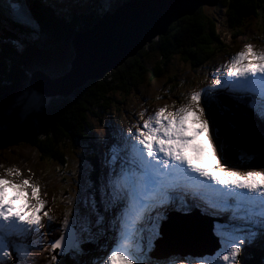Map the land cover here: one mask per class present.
Instances as JSON below:
<instances>
[{
  "label": "rangeland",
  "instance_id": "rangeland-1",
  "mask_svg": "<svg viewBox=\"0 0 264 264\" xmlns=\"http://www.w3.org/2000/svg\"><path fill=\"white\" fill-rule=\"evenodd\" d=\"M226 0H165V2L162 4L164 6L163 8L173 7V4H178L180 2V5L182 6L184 4L185 8H172L173 13L169 16V21L171 24L165 27H161L163 25H160L159 23H155V25H150L149 23H143L142 26L136 24V28L138 31L134 29H129L127 31H123V26H119V29H115L112 32H110L109 40L111 41V48H113L110 52L106 49V53L104 52V48L102 45H100L99 48L103 50L104 53H102L101 59H105L106 65L110 66V68L115 69V80H120L124 76V67L130 66V62L133 60L131 57H138L140 52L148 51L150 49L152 39L150 38L151 34H156L155 31H160L162 28L169 29L170 27H174L177 23V21L180 20L183 17L190 16L195 14L196 12L202 14L203 16H207L212 19V22L208 24V27L213 25L215 28V36L218 38V41L222 43L220 44H214V48L212 50V53L206 56V61L202 62V67H192L189 65V63H186L182 61L177 55L172 57L170 59V63L165 67L164 73H162L156 81H151L149 83H142L141 86L136 87L134 84V87H131L127 93H115L112 98L114 100L112 101L111 105H107L105 109L102 112H99L97 115L98 117L103 114H109L112 115L113 113H118L123 116V119L120 121L123 123L122 131L120 132L121 135L118 137L125 138L128 135L126 131L127 125H132V130L135 132L137 127L142 126L143 120L147 119L150 115H153L155 111H157L161 107H167V111H175L176 108H179L181 105L188 102L190 99L191 93L194 91H201L202 92V99L200 102V107L204 110V114L202 119L206 120L209 124V133L213 145L216 148V155L217 158L220 160V163L223 164L226 168L238 171V172H247V171H264V152H258V155H260V159L255 161L254 158H252V154L249 153L250 150H248V146L251 143V148L255 147L257 143H260L263 147V142L260 140L259 134L255 135L254 139L252 138L253 134H256V130H260V126L257 123L254 122H241L240 120H237V115H244L246 111L242 109L241 112L237 113L236 115V121L232 122L230 118L226 116V110L224 112L221 111V108L219 106V99L215 100L214 95H209L210 89L213 88V81L216 79L223 78L221 85L226 84L224 81L225 78L230 80L231 78L227 77V69L225 65H227L231 57L235 55L238 51L244 50L246 45H251L254 50H264V14L259 13L257 18H254V16H250L248 19H244L243 23L235 30V32H231L230 27L227 22V7L225 3ZM237 1V0H236ZM254 0H242L243 5H251ZM124 2V0H123ZM101 0H68L65 2L62 10L63 13L59 14V16L63 17L67 21H71V24L77 23V26L74 28V30H67V33L69 34V38L65 39L66 42L65 46L67 49V55L61 56L60 59H57L56 64H58V72L52 71V69L49 70V64H51L48 60L43 58V61H35L39 64H41V67H46L47 73L52 76L54 73L57 76H52L56 81L54 84L51 81H48L47 85H52L55 88L61 87L63 85H66L68 89H73L77 85H84L87 81L91 80L90 78H93L94 80H98L103 78L102 75L105 69H102L100 72L95 73V70L93 71L94 67L93 64H95V60L98 58V56L93 54V49L98 47V42L95 40H90L86 36L90 34L91 30L93 28L88 27L86 29L84 25L80 22V19L75 15H80L82 17L83 14L89 12L88 10L95 11V19H97V22H100L102 19L106 17V15H109L110 13H105L101 15L100 11L101 8ZM162 3L161 0H154L153 5H157ZM38 5H41V3H38ZM152 5V6H153ZM0 8L3 10H6V8L1 4L0 0ZM142 8H148L143 5H138L135 9H142ZM190 9L188 13L189 15H183L181 14L184 10ZM194 8L193 11H191ZM170 10V8H168ZM229 9V8H228ZM250 9V8H249ZM39 10V8H37ZM163 13H167L166 10H162ZM179 14V15H176ZM199 14V16H200ZM165 15V14H164ZM182 15V16H180ZM13 17L17 20V15H13ZM75 17V19H74ZM191 17V16H190ZM197 18V17H195ZM74 19V20H73ZM79 19V20H78ZM77 20V21H76ZM44 20V22H46ZM74 22V23H73ZM43 23V21L41 22ZM95 23V24H96ZM166 23V20L162 22V24ZM0 24L3 25L2 28L8 27L11 25V22L5 18V13L1 11L0 13ZM94 24V25H95ZM27 32L34 31L36 36L39 39L41 38L40 29L35 27L34 23L27 22V27L25 28ZM165 30V31H166ZM81 31V32H80ZM174 30L170 33L171 35L175 34ZM242 33V34H241ZM241 34V36L239 35ZM153 37V36H152ZM151 37V38H152ZM155 38H159L158 35H155ZM179 41L182 42L183 38L178 37ZM57 40H62L58 38ZM133 40L131 43H125L126 41ZM150 40V41H149ZM124 43V44H123ZM89 44L90 46H88ZM125 48H129L130 51L123 53H117V51L124 50ZM181 48H184L182 45ZM115 49V50H114ZM3 49L0 48V55L2 54H9L8 51H2ZM66 50V49H65ZM66 52V51H65ZM197 52V51H196ZM108 53V54H107ZM91 55V56H90ZM50 56V54H49ZM94 57L96 59H94ZM30 59V58H28ZM100 59V58H99ZM0 61L2 62L0 64V68H6L7 71L5 74L7 75H15L18 80H20V75L14 71H9L8 69L12 67L10 65L9 60L2 57L0 58ZM159 63V55L154 54L151 56L150 60L147 61L146 67L152 68L153 66H156V64ZM3 64L9 65V66H2ZM54 65V64H53ZM18 70L21 71L24 70L25 67L22 68L21 65H19L18 62ZM218 70L217 72L215 70ZM110 71V70H109ZM28 76H30L29 69L26 70ZM39 74L38 72H35ZM98 75H102L100 77H96ZM34 76V75H33ZM39 76V75H37ZM46 77V76H43ZM60 77V78H58ZM83 80V81H82ZM21 82H17L23 89V86H28V91L20 90L21 97L16 101L18 102L17 107L20 108V112L23 115H26L27 113L31 112L32 110H37L40 106L49 101V96L51 98H57L59 96H67L61 93H58L55 97L53 93H48V96L43 91H40L41 87L34 88V86L27 84L26 82L20 80ZM0 81V86H1ZM39 85L38 83H36ZM220 85V86H221ZM10 89L12 88L11 85ZM171 88V91L168 89ZM50 92V90L48 89ZM10 92V91H9ZM69 94V93H68ZM120 96H123L121 98ZM219 97H222L221 94H218ZM204 102L206 105H204ZM45 103V104H46ZM44 104V105H45ZM9 107V106H8ZM7 107V108H8ZM230 109V108H228ZM231 110V109H230ZM94 108V112H95ZM211 111V112H210ZM221 112V120L218 121L216 118L217 115H220L218 112ZM141 113H143V116H141ZM13 116L11 114H8L7 117H5L6 120L12 121L11 125H13V130L15 127L19 128L22 125V116ZM215 115V117H214ZM74 114H70V119L73 120ZM25 117V116H24ZM105 117V116H104ZM82 119V117H80ZM78 118V119H80ZM95 117H93L92 114H87L83 116L82 120H89L91 121L89 123L90 129H92V136H96L99 132L103 130V133L105 135V138L107 139L106 145L107 149L103 153H112V151L117 150L114 148L116 146V143H113L112 141H109L110 135L108 134V131L106 129L105 123L107 122L105 119H103V122L100 120L99 122H92V120ZM2 119H4L2 117ZM215 120L218 122H215ZM102 122V123H101ZM243 123V124H242ZM2 124V122H0ZM10 124V121L7 123ZM10 126V125H9ZM189 127L191 128H199V123H193L192 118L189 117ZM239 127V128H238ZM4 129H0V140H2V144L0 145V176L8 172L9 170H12V167H9L8 165H16L17 167H20L16 172L15 175H10V177H13L15 179L26 177L27 171H29V174L36 175L40 186L42 187V190H39V194L41 196V200L44 202V206L47 208H42L40 213L38 215L41 217L42 223L44 224L43 228H37L35 231H32L30 234L26 235L25 237H18L14 238L10 242V247L12 248V252L9 251L10 255L8 258H6V264H16V261H18V257L20 254V251L24 248V244L27 243V248L25 249V253H32L33 257L32 260L29 261L28 264H66L67 261H69L70 256L72 254L75 255V257H82V254H85L84 252L79 253L75 250L69 249L65 247V253L61 255L59 249L52 250L50 248V243L53 242L55 239H58L60 236L61 231H65V229L61 228V225L64 221L65 217V210L71 209L73 210V214H70L68 216L69 225H72V228H75V231L78 234V238L80 237V230L77 228H82L86 233L87 236L94 235L95 229H98V212L96 208L92 207L87 199V190L91 192V187L88 186V183L85 185V182H89L90 178H92V181L94 178L97 180L102 181L101 178H105L104 171L106 168L110 169L109 167H113V173L119 174L121 172V169H131L133 166L131 164L125 165L124 162H122V158L120 155H116L114 159H108L104 158V161L108 162L107 167L103 169H99L97 165V159L91 154L90 148L86 145H78L79 143L72 142L69 138H67L64 135V131H60V134H55L56 140L55 143L57 147H55L50 140H45L39 143L37 147H30L29 145H26L28 143L27 141H18L9 143L10 146L5 144L4 140ZM189 136H192L193 133L189 131L187 133ZM221 134V136L224 138L225 141L233 142L237 145H243V150L241 151L240 155L242 157V161L240 160L239 156L237 159L229 158L225 151H223L222 145L220 144V141L218 139V136ZM57 135V136H56ZM225 136V137H224ZM37 138V135L35 136ZM42 138V137H41ZM247 140V145L244 144L243 140ZM130 141V139H127ZM232 140V141H230ZM122 141V139H121ZM204 141V134L199 133L195 137L194 143L200 144ZM25 143V144H23ZM33 146L35 144L31 143ZM132 146V142L130 143ZM42 146V147H41ZM60 147V148H59ZM110 148V150H109ZM264 148V147H263ZM60 149V150H58ZM123 149H125L126 154H131L132 149L126 145H123ZM4 161H10V164H6ZM59 164V165H58ZM9 167V168H7ZM88 172V177H87ZM107 177L111 178L112 174L106 175ZM198 174H193L191 178H198ZM194 179H192V183L188 185H182L184 188V192L187 193L189 190L193 192V198H190L189 200L183 199V196L180 192V189L177 190L175 188H170L168 195L170 197V200L172 204H189L190 202H193L196 199H206L207 197L202 192L198 190H203L205 192L204 194L208 195L209 197L214 199H219L220 197L224 196L221 192V187H219L216 184H213L212 182H205L204 185H195V182H193ZM112 179H110V182ZM103 182V181H102ZM177 184H182V182H177ZM176 187V186H174ZM206 187L210 188L212 187L214 190L210 191ZM172 189H175L174 192H172ZM220 189V191H219ZM111 190V189H110ZM60 193H57V192ZM4 198L8 196V191H4ZM105 195H108V192L105 194L101 192L100 199L102 201V205L104 204L103 197ZM64 196L65 198H62ZM44 198V199H43ZM59 198H61L63 201L60 202ZM50 199V203H46V201ZM34 200V199H33ZM180 200V201H179ZM225 200H227V203H225ZM34 204L36 201L33 202ZM53 203V204H51ZM213 207V209H217L218 211L226 210L227 208L232 210L236 206L235 202H230L229 197H225L224 199L221 198L219 201H213L211 203H206ZM232 204V205H231ZM61 205V206H60ZM60 206V207H59ZM83 206L84 210H81V207ZM209 210V212L205 210L199 209L200 215H191L188 213H182L184 211L179 212V215L172 217L173 214H167V218L171 217L173 220H169V222L174 221L175 223L180 219L184 221L187 224H193L195 228L197 227H203V221H206V223L209 226H217L220 225L219 231L223 232L226 227L229 229L231 226L234 225V227L238 228L239 234L241 236H248V231L253 228L249 222L247 221H239L233 222V225H228L226 227L221 226L222 219L229 220L225 217H221L222 212H219L218 214H215L212 210ZM179 210V209H175ZM81 211V213L79 212ZM188 211V210H186ZM47 212L48 216H45L44 213ZM161 212V211H160ZM88 213L94 214V220L93 222L88 221ZM156 213V210L153 208L151 209V214L153 217V220H155V216L153 215ZM210 214L212 216H215V218L218 221H215L213 218H206L203 216V214ZM176 213H174L175 215ZM206 215L209 217V215ZM83 215V217L81 216ZM163 215V214H162ZM51 217V220H49L48 217ZM116 223L114 224V232L116 234L117 230L121 227V218L119 219L117 216H115ZM164 217V215H163ZM193 219H197L198 223H194ZM202 220V221H201ZM87 221L91 224L92 231H89L86 227ZM162 222V219L159 221ZM113 225V224H111ZM110 225V226H111ZM176 225V224H175ZM173 225V227L175 226ZM67 226V227H68ZM109 226V227H110ZM214 226V227H215ZM108 227V229H109ZM251 227V228H250ZM256 227H259L256 225ZM145 228L148 229V223H145ZM194 227L192 229H195ZM170 225H166L163 227V229H158V232H163L161 236L157 239L158 242L161 243L162 247L165 249L167 246H172V249L170 253L168 252H162V256L160 259L151 257L150 253H152V247H150L148 250L144 248L143 255L147 258H145L142 261V264H206L208 262L217 264L216 257L217 253L220 252L217 250L213 254V247L211 242L215 245V242L212 241L208 234L207 236L205 233L200 234L198 237V245L194 248H191L190 251H187V247H182V242L184 241V236L182 233L185 231L184 228H179L177 230V234L179 238L173 237V243L169 244L168 237L164 236L162 239V236L169 232ZM110 233V229L108 230ZM148 233L150 234V230H148ZM213 238H216L217 231H213ZM199 234V232H198ZM116 237V235H115ZM115 237L113 239H115ZM219 239V236L217 237ZM260 241V238H258ZM37 240L41 241V246L39 247L45 254L40 255L37 250L38 245L34 244L37 242ZM94 240V239H93ZM156 240V241H157ZM220 240V239H219ZM14 241H20L22 243L21 249H15L13 246ZM258 240H255V242L251 243L253 245H256V243H259V248L262 250V254H264V242H259ZM34 242V243H32ZM114 241L112 239H108L107 244L111 245ZM220 244V241H219ZM82 245V244H81ZM80 245V246H81ZM248 245V244H247ZM86 247L85 245H83ZM106 247V246H105ZM161 247V248H162ZM217 247V246H216ZM87 248V247H86ZM100 244H95L90 247L89 249V257L88 260H83V264H94V262L100 260V258L105 257L107 254H102L101 252L96 253V249H101ZM221 248V244L219 246ZM184 249V250H182ZM106 251V250H105ZM107 253V251H106ZM160 254V251L158 252ZM222 253V252H221ZM220 253V255H221ZM81 254V255H80ZM192 254V256H191ZM223 254V253H222ZM57 256V261L52 260V256ZM73 255V256H74ZM78 255V256H77ZM213 258V260L210 258ZM260 257H257V254H252L251 251L244 248V245L241 247V251L238 254L236 260L234 261V264H237V260L239 261L238 264H255L254 262L259 259ZM73 261L74 264H78L75 260L70 259ZM264 261V260H263ZM261 261V262H263ZM135 264V261H134ZM264 264V263H262Z\"/></svg>",
  "mask_w": 264,
  "mask_h": 264
},
{
  "label": "snow or ice",
  "instance_id": "snow-or-ice-1",
  "mask_svg": "<svg viewBox=\"0 0 264 264\" xmlns=\"http://www.w3.org/2000/svg\"><path fill=\"white\" fill-rule=\"evenodd\" d=\"M227 77L233 86L231 90L251 93L258 97L259 108L257 114L264 119V50H254L246 45L244 50L238 51L225 65ZM223 78L213 81V88L219 87ZM201 91L191 93L187 103L167 111L161 107L153 115L143 120V124L136 131L128 130V137L132 141L131 169H121L119 174L113 173L110 187L116 198V205H122L125 211L121 215V227L108 254L94 264H142L147 258L143 255V240L146 230H150L149 240L159 234V221L163 219L161 208L171 203L169 189L178 181L189 179L198 174L200 184L212 182L223 186L221 192L225 197L234 198L236 206L232 210V221H247L252 226H259V233L248 231V236H241L239 230L225 228L219 231L220 225L214 229L220 239V252L217 253V264H234L241 247L246 243H253L257 238H264V171L238 172L226 168L220 163L216 155V148L209 133V124L203 120L204 110L200 107ZM143 116V113H141ZM189 117L193 123H199V128L189 127ZM191 131L192 136L187 133ZM204 134V141L194 143L196 135ZM9 181L0 178V264H6L9 257L10 242L14 238L25 237L37 228H43L40 216L44 202L39 199L38 186L31 185L32 195L36 203L30 204L24 199L20 210H14L12 203H5V185ZM24 185L11 184L18 191L13 200L26 196L22 191ZM227 203V200H225ZM156 210L155 220H150L148 229L145 228V216L151 209ZM73 210L66 209L62 229H66L68 216ZM48 216V213H44ZM51 220V217H48ZM67 241V245L65 242ZM78 237L68 236L61 231L58 239L50 243L52 250L59 249L65 253V247L82 253ZM223 253L220 255V253ZM24 255V253H20ZM57 261V256H52ZM23 264V262H22Z\"/></svg>",
  "mask_w": 264,
  "mask_h": 264
},
{
  "label": "trees",
  "instance_id": "trees-1",
  "mask_svg": "<svg viewBox=\"0 0 264 264\" xmlns=\"http://www.w3.org/2000/svg\"><path fill=\"white\" fill-rule=\"evenodd\" d=\"M225 3L226 5L224 6L227 7V22L232 33L237 32L235 30L243 23L244 19H248L251 15L254 16V18H257L259 13L264 14V0H254L249 6L243 5L242 0H226ZM118 4L119 1L115 5ZM32 12L34 14L33 16L39 23L43 21L40 27L42 39L40 40L37 36H33L35 32H28L19 37L11 36L12 38H10V40L3 37L6 43H3L1 46L3 49L2 51H8L9 54L1 53L0 55V58H6L9 60V64L12 65L8 70L18 73L20 75V80L29 85L31 74L28 76L26 72L27 69L32 73L35 68H40L47 73L45 70L46 67H41V64L35 62L43 61L41 57H44L51 63L49 64V70L52 69V71L55 70V72L61 70L58 69L59 65L56 64V61L57 59H60L61 56L67 55L69 49L65 46V39L56 40L55 43H53V39L57 37L61 29L64 28L73 31L77 26V23L71 24L70 20H60L51 17L53 16L52 13L48 12L45 14L46 12L44 8H41V10L36 9ZM32 12L30 14H32ZM90 13L91 15L85 13L82 17H78L85 28L91 27L94 23L92 18L95 16V11ZM199 14L200 13L196 12L195 14L190 15L191 17L186 16L181 18L177 21L179 23L174 27H170L166 33L162 34V36H159L157 39H152L150 49L148 50L150 52L147 53L146 51H143L142 53L140 52L138 57L134 56L135 58L130 62V66L124 67V76L120 82L114 78L115 69L110 70L109 72H106L101 79L94 80L91 78V80L87 81L84 85L75 86L67 96L51 99L49 97V101L47 103L46 101L44 102V104L46 103L45 105L43 104L37 108V110H32L26 115L21 114L20 108L16 106L15 102L21 97L20 90L18 89H21L22 91L28 90V86H23L22 89L17 83H20L21 81L18 80L15 75H6L1 69L0 81L7 82V84L3 83L0 86V122H2V124H0V129H4L5 131V144L10 146L9 143L25 140L28 142L26 145L37 147L38 141L40 143L48 139L55 147H57L55 143V134L59 135L60 131H64V135L72 142L79 141L76 138L82 135L83 127L89 122L88 120H82L83 116L87 114L95 116L99 112H102L107 105H111L113 101L112 97L115 93H127L131 87H134L135 83L137 84L145 80V70H147L145 69L146 63L154 54L159 55V63L150 69L152 73L151 79H153V81H156L157 78L164 73L165 67L170 63V59L176 55L182 61L189 63L192 67L199 66L200 68L202 62L206 61V56L212 53L214 44L222 45V43L219 42L218 38L215 36V28L213 25L208 27V24L212 22V19L203 16L202 14L199 16ZM46 19L47 21L44 22ZM23 28H25V26L21 25V33ZM173 30L177 33L171 35L170 33ZM178 37H182L183 41L180 42ZM16 42L21 43L23 47L22 51H19L20 53H17L18 49L14 44ZM182 45L184 48H181ZM18 62L22 68L25 67V72L24 70L21 71L20 69H17ZM1 63L2 62L0 61V64ZM52 76L57 75L54 73ZM9 85L12 86L11 89ZM169 89L171 90V88ZM97 107L100 108L98 109ZM94 108L96 110L95 112ZM233 109L236 110L234 112L236 113L235 115H237V113H239L238 109ZM8 114L13 116L23 115L21 127H15L13 130L11 119H5ZM70 114H74L73 120L70 119ZM2 117L4 119H2ZM80 117H82V119ZM230 120L234 122L232 119ZM9 121L10 126L7 124ZM36 135L37 138H35ZM31 143L35 145L33 146ZM1 144L2 140H0V145ZM225 145L222 144L223 149L226 148L225 155L229 158L237 159L239 156V151L237 152L238 148L236 147L237 144L230 142L229 146L227 144ZM95 156L98 155L95 154ZM252 158L257 161L260 159V155L256 154ZM251 253L254 254L253 251H251ZM261 261L263 260H260L259 258L254 263H264V261ZM66 264L74 263L69 258V261H67Z\"/></svg>",
  "mask_w": 264,
  "mask_h": 264
},
{
  "label": "bare ground",
  "instance_id": "bare-ground-1",
  "mask_svg": "<svg viewBox=\"0 0 264 264\" xmlns=\"http://www.w3.org/2000/svg\"><path fill=\"white\" fill-rule=\"evenodd\" d=\"M6 1H8V0H6ZM9 1H12V0H9ZM153 1L154 0H129V2H128V0H127L124 3L120 4L119 8H120L121 11L110 22L108 31L112 32L115 29H119V26H123V29H122L123 31H127L129 29H134V30L138 31V29L136 28L137 27L136 24L142 26L143 23L147 24L149 22H150V25H155V23H159L160 25H163L161 27H165V26H168L169 24H171V22L169 21V16L173 13L172 8H174V7L175 8H182V7L185 8V5H186V4H184L182 6H178V5H180V2H179L177 5L173 4V7H168V8H170V10H169L168 8L164 9L163 8L164 6H162V4L165 2V0H161L162 3L157 4V5H153ZM138 5H143V6H146L148 8L135 9ZM12 7L13 8H20L19 6H17L16 3H14V5H12ZM20 10L23 11V14H27V11H26L27 9L26 8H21ZM162 10H166L167 13H165V12L163 13ZM189 10L190 9L188 8V10L187 9L184 10L183 12H181V14L182 13L186 14V13L189 12ZM29 12L31 13L32 11H29ZM45 12H46L45 14L48 13L46 10H45ZM61 12H63V11H61ZM20 13H21V11H20ZM41 13H42V11H41ZM32 14H33V12H32ZM176 15H179V14L176 13ZM54 16H55V14H53V17ZM5 17L10 20L8 15L5 14ZM165 20H166V23L162 24V22L165 21ZM175 21L177 22V20H175ZM165 30H166V28L165 29L162 28V33ZM107 37L108 36H107V34L104 31H99V32L97 31V33H93L92 40H95V41H98L99 43H101L103 48H104V52L106 51V49L110 52L114 47L111 45V41L108 40ZM132 41L133 40L126 41L125 43H128V42L131 43ZM111 46L113 48H111ZM93 51H94L93 54L98 56V58L96 57L97 59L94 57V59H96V60L94 61L95 64H93V66H92V67H94L93 71L95 70V73L100 72L102 69H105V68H106L105 72H109V70H113V68H110V66L106 65L105 59H101V57H102L101 54L104 53L102 49L93 50ZM125 51L129 52L130 49L129 48H125L124 50L122 49L121 51H117V53L121 54V53L124 52V54H125ZM131 58L133 59L135 57H133V55H132ZM145 69H147V70H145V78L146 79L143 80L142 82L137 83V84L135 83L136 87L141 86L142 83H146V82L149 83L151 81L152 73L150 71V68L145 67ZM45 70L47 71V69H45ZM35 72H38L39 74H37ZM105 72L102 74L103 76L105 75ZM37 75H39V76H37ZM102 75H98L96 77H100ZM43 76H46V77H43ZM58 78H60V77H58ZM48 81H51L54 84V82L56 80L52 76H50L48 73L44 72L42 69L35 68L32 71V73H31L29 82H30V85L34 86V88H36V89L39 88V86H40L41 87L40 91H43L46 94V96H48V93H53L54 96H56L58 93H61V94H64V95H68V93H70L73 90V89H68L66 87V85H63L61 87H56V88L54 86H52V85H47L46 86ZM36 83H38L39 85H37ZM225 85H226V90H229L231 85L230 84H225ZM48 89L50 90V92L48 91ZM226 95H224L222 97H218V99L221 102V111L224 112V110H226V116L228 118H231L234 115V110H230L227 107H224L225 103H226V99H225ZM120 97L123 98V96H120ZM112 100H114V98H112ZM16 101H18V99ZM236 104H238V106L240 108H244V109L248 110L247 113H244V115H240V114L237 115V119L238 120H243V121H245L247 123H250L251 121L254 122V123H257V122L264 123V119H261L258 116V114H257V112H258L257 110H258L259 106H257L255 108V110L253 111V109L251 108V104L250 103L239 102V103H236ZM16 105H18V102L16 103ZM97 108L99 109L100 107H97ZM216 112H218L220 114V115H217V119H218V121H220L219 119L221 118V114L222 113L219 112V111H216ZM109 114H103V115H100L99 117L96 114L95 116H93L95 118L92 120V122H99L100 120L103 122V119H105L109 123L110 127H106L108 133L110 134V137H108V138H109V141H112L113 143L117 144L116 146H114V148L117 149V150L112 151V153H110V152L109 153H103L107 149V145H106L107 139L105 138L103 130L101 132H99L96 136H92V129H90V125H89V123L91 121H89V120H88L89 122L86 123L85 126L83 127V131L81 133L82 135L80 137L76 138L79 141H74L75 143H79L78 145H86L87 144V146L90 148L91 154L97 159L98 168L99 169H103V171H104V168L107 167V165H108V162L104 161V158L114 159L116 157V155L117 156L120 155V157L123 160L122 162H124L125 165H128V164H131L130 161H131V158H132V155H133V153L126 154L125 153V149H123V145H126V146H128V147H130L132 149V146L130 145V143L132 141L131 140L130 141L127 140V139H129L128 136H126V139L123 138L122 141L119 138H117V139L115 138V135H116L117 131L119 132V135H121L120 132L122 131V129H121L122 126L120 125V121L123 119V116L121 114H118V113H113L112 115H109ZM214 117H215V115H214ZM215 122H217V121L215 120ZM105 125H106V123H105ZM259 132L264 133V127H262L259 131L257 130L256 134L252 135V138L254 139L255 135L259 134ZM109 150H110V148H109ZM248 150H250L249 153L252 154L251 157H253L256 154H258V152L259 153L260 152H264V148L261 146L260 143H257L255 145V147H253V148H251V146L248 147ZM95 154H97L98 156H95ZM4 162L6 164H10V161H4ZM8 166L12 167V170L8 169L7 173H5L2 176H0V178H3V179H5V180L10 182V184L5 185V192H6V190L8 191V196L6 198H4L5 203H9V202L12 203L14 205V210H20V205H21V203L23 202L24 199H27L30 204H34L33 202L36 201L37 198L32 195V189H31L30 186L31 185H36V186H38L39 190L43 191V189L40 186V183H39L36 175H31V174H29V171H27L26 177L15 179L13 177H10V175H15V172L20 167H17L16 165H8ZM131 166H133V165L131 164ZM9 167H7V168H9ZM109 168L110 169L106 168V170L104 171V174H106V175L112 174L111 178H109V177H107L105 175L104 179H106L107 181L109 179H113V167H109ZM87 177H88V172H87ZM200 179L201 178L193 180V182H195V185H199L200 184ZM24 180H28V182H29V185H24L23 188H22V191L26 193V196H21L20 199L13 200L12 199L13 196L18 195L19 193H18V191L16 189L11 187V184L23 185V181ZM87 183L88 182H85V185ZM187 183L188 184L192 183V180L190 178L187 179ZM218 186L221 187V188L223 187V186H220V185H218ZM174 190L175 189H172V192H174ZM210 190H213V188L210 187ZM180 192L182 194V191H180ZM202 192H203V190H202ZM57 193H60V192L58 191ZM38 194H39V192H38ZM43 194H44V191H43ZM186 195H187L186 196L187 199L193 198V192L190 191V190L187 192ZM201 195H204V193L201 194ZM38 196H39V199L41 200V196L40 195H38ZM62 198H65V197L62 196ZM222 198L224 199L225 196H222ZM229 198L231 199V197H229ZM58 201L62 202L63 200L61 198H59ZM98 201L101 202L100 198L98 199ZM50 202H51L50 199H48L46 201V203H48V204ZM205 203H206V199L203 198V199H196L193 202H190L189 204L193 205V207L195 206V207L205 208L206 207ZM51 204H53V203H51ZM186 207H187V204H184L178 210V212L175 215H173L172 217H175V216L179 215V212L184 211L186 209ZM43 208H47V207L44 206ZM81 210L82 211L84 210L83 206L81 207ZM226 211L229 213V219L230 220H229V222L227 220H224L223 222H221V226L222 227H226V226H228L230 224L233 225L232 224L233 221H232L231 210L227 208ZM79 212L81 213V211H79ZM114 212L116 214L119 213L118 218L121 217V215H122L121 214V207H116L114 209V211H110V212H104L102 209L100 211L101 218H100V221H99V227H102L101 223L104 226H107L106 229H105L107 234L109 232L108 231L109 230L108 227L111 224L114 225L116 223V220L113 217V216H115ZM189 212H190V214L194 213V209H190ZM207 214L208 213L203 214V216L206 217V218H213L215 221L220 222L219 220H217L215 218V216H217V215L212 216V215L208 214L209 217H207L206 216ZM81 216L83 217V215H81ZM87 217H88V221L89 222H93V220H94V214L93 213H88ZM150 220H153V217H152L151 212L149 211V213L145 216V222L149 223ZM169 220H173V219L171 217L165 218V219H162L161 223L168 224V223H170ZM88 221H87L86 227H87V229L89 231H92L91 224ZM193 222L194 223H198V220L197 219H193ZM202 223H203V227L195 228V226L187 224V223H185L184 221H182L180 219L176 223L174 221H172L170 226L172 228H175V231L172 233V236L179 238V236L177 235V230L179 228H184L185 229V231L183 232L184 236H187L188 233L189 234L195 233L196 237H198L200 234L205 233L206 236L208 234L209 238L212 241L215 242V245L218 247V249L220 251V248H219V246H220L219 241L220 240L217 238L218 234L216 235V238L212 237L213 236L212 232L214 231V229L217 226H215V225H214L215 227L214 226H209L206 223V221H203ZM173 225H175V226L173 227ZM193 227L195 229H192ZM77 228L80 230L79 240L80 241H86V242H83V243L88 249H90V247L95 245V244H100L99 240L96 239V237L100 236V234L98 233L99 230L97 228L95 229V233L96 234H94V235L92 234V235H89V236H87L85 234L86 232L82 228H79V227H77ZM232 229H233V226H231V228L229 230H232ZM234 229L238 230V228H236V227H234ZM252 230L253 231H258L257 227H253ZM65 232L70 237L73 236V234H75V236L78 237V234L75 231V228L70 227V225L65 229ZM198 232H199V234H198ZM162 233L163 232H159V234L156 235L152 239L157 240L161 236ZM146 234L149 235L148 231H146ZM164 236H165V234L162 236V239H163ZM112 240L114 241V239H112ZM256 240L259 241L258 238ZM192 242H193V240H192ZM259 242H264V238H260ZM83 243H81V244H83ZM172 243H173V239L170 238L169 239V244H172ZM65 244L67 245V241L65 242ZM211 244L213 245V242H211ZM182 245H183V243H182ZM258 246H259L258 242L256 243V245H253L251 243L250 244L246 243L244 245V248L248 249L249 251H253L254 254H257V256L260 257V260H264V254H262V250ZM170 249H172L171 245L167 246L165 249L162 247L161 250H160V254L162 255V252L163 253L164 252L170 253L171 252ZM99 250H101L102 252L106 253L104 248H101ZM8 251L12 252V248H9ZM83 252H84V249H83ZM221 255H222V253H221ZM210 257H211V255H210ZM17 262L18 261H16V264H17ZM237 262L239 263L238 260H237ZM206 264H213V263L208 262Z\"/></svg>",
  "mask_w": 264,
  "mask_h": 264
},
{
  "label": "water",
  "instance_id": "water-1",
  "mask_svg": "<svg viewBox=\"0 0 264 264\" xmlns=\"http://www.w3.org/2000/svg\"><path fill=\"white\" fill-rule=\"evenodd\" d=\"M216 3H217V0H216ZM194 10V8L191 10V11H193ZM121 10L119 9V11H117L116 13H114V14H111V15H106V17L104 18V19H102L100 22H98V23H96L92 28V30H91V32H90V34H88L86 37L87 38H89L90 40L92 39V37H93V33H97V31L99 32V31H104L106 34H107V39L109 40V35H110V31H108V28H109V24H110V22L116 17V15L120 12ZM184 15V14H183ZM180 16H182V15H180ZM178 18V17H177ZM160 31H155V33L157 34V33H159ZM162 32V31H161ZM8 33L9 34H12V35H14V36H17L18 34H17V32L15 31V30H13V29H11V30H9L8 31ZM156 34H151V36H150V38H148V39H152L151 37L153 36H155ZM150 41V40H149ZM98 42V41H97ZM88 46H90L89 44H87ZM100 45H102L101 43H99L98 42V47H96L95 49H93V50H100L101 48H99L100 47ZM91 56V55H90ZM83 81V80H82ZM225 137V136H224ZM218 139H219V141H220V144L222 145H225V144H227L228 146H229V144H230V142L229 141H225L224 140V138L221 136V134L218 136ZM243 142H244V144L245 145H247V140L246 139H244L243 140ZM225 143V144H224ZM226 146V145H225ZM251 146V143L249 144V146L248 147H250ZM238 149H237V152H238V154H239V158H240V160L242 161V157H241V155H240V153H241V151L244 149L243 148V145H237L236 146ZM223 148V147H222ZM223 151H225L226 152V148H224L223 149ZM243 162V161H242Z\"/></svg>",
  "mask_w": 264,
  "mask_h": 264
}]
</instances>
